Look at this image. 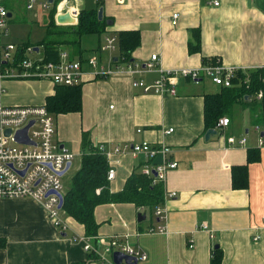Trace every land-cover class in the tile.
I'll return each mask as SVG.
<instances>
[{
	"label": "crops",
	"instance_id": "1",
	"mask_svg": "<svg viewBox=\"0 0 264 264\" xmlns=\"http://www.w3.org/2000/svg\"><path fill=\"white\" fill-rule=\"evenodd\" d=\"M40 1L28 8L26 0H3L8 24L38 21L45 28L51 10L40 13L39 6L44 7ZM84 6H102V17L107 20L104 31L97 33V44L87 37L84 43L91 46H83V36L90 33L82 35L83 57L95 55L113 68L122 69L96 77L83 64L81 109L57 114L51 111L56 139L74 157H81L85 148L84 132L93 145L103 143L111 151L108 165L115 168L114 177L108 179L112 191L120 190L134 169L153 167L162 161L161 152L147 159L142 153L133 154L124 144L147 140L169 145L168 156L177 165L167 169L161 180L164 194L158 204L163 212L160 216L154 213V206L138 207L129 201L96 205L98 236L116 234L122 242L146 254L134 263H115V251L109 255L97 253L93 247L99 241L85 235L83 225L71 216H65L68 226L60 231L37 199L0 197V264H102V256L105 264H218L213 259L216 251L221 254L220 264H264L261 97L234 102L231 113L223 115L229 121L221 126L222 131L217 128L206 139L204 93L216 92L222 85L215 90L208 75L195 80L180 74L172 78L176 87L173 94L144 92L131 84L134 77L151 83L161 70L206 63L218 62L235 71L263 65L264 0H62L60 10L54 11L55 22L57 12L69 10L76 23ZM174 12L178 16L173 23ZM121 30L138 31L139 42L130 52L132 61L142 64L155 52L158 60L154 68L133 74L126 70V60L119 57L122 54L117 34ZM111 34L115 36L114 49H100L105 36ZM36 51L44 54L41 46ZM204 77L211 83H206ZM9 81L13 93L5 96L2 92V100L9 104L45 103L46 95L54 90V83L46 79ZM29 86L34 90L32 95L16 93L20 87L25 91ZM168 126L173 129L165 132ZM229 136L235 141L230 142ZM242 137L244 142L239 141ZM115 145H119L118 151ZM79 165L80 159L75 170ZM65 187L63 184V192ZM138 212L145 216L138 219ZM159 225L164 229L158 231ZM80 236L87 237L90 249L83 247Z\"/></svg>",
	"mask_w": 264,
	"mask_h": 264
},
{
	"label": "built area",
	"instance_id": "2",
	"mask_svg": "<svg viewBox=\"0 0 264 264\" xmlns=\"http://www.w3.org/2000/svg\"><path fill=\"white\" fill-rule=\"evenodd\" d=\"M36 0H26V6L32 7ZM62 0H41V5L48 7L55 2V10L59 11V3ZM99 1V0H96ZM217 3V1H215ZM62 12V11H60ZM76 13V11H75ZM172 22L176 21L177 12L172 14ZM8 30V9L0 0V197H32L42 203L52 223L60 230L65 231L68 223L62 212L60 204L63 184L62 174L66 163L74 157V153L60 144L56 139V123L54 114L49 111L45 103L41 104H7L2 100L5 79H46L54 84H77L83 80L85 64L94 76L105 77L122 69L112 66L99 60L98 56L91 55L85 60L73 58L67 50H61L56 59L46 58L39 51L34 52L33 44H23L16 41H6L4 37ZM115 36L106 35L100 47L102 50H112L115 47ZM158 60L154 52L150 58L142 64L137 61H126V70L130 73H139L152 69ZM182 75L191 79H199L202 75H208L216 84L222 86L232 85V77L235 75L234 67H226L221 63H206L198 67H182L179 69L161 70L160 76L147 83L143 78H132L131 84L139 86L144 92L153 91L159 94H173L176 87L172 81L175 75ZM257 97L262 96V90L256 92ZM32 121V123H30ZM228 116H221L215 127L219 128L227 124ZM30 123V124H29ZM27 127L28 141H19L15 134L18 130ZM9 128L10 132L6 133ZM172 126L164 129L170 132ZM140 130L139 128L137 129ZM228 140L234 142L235 138L229 136ZM245 137L239 141L244 142ZM259 143L264 144V137L259 138ZM108 159L111 151L103 143L97 144ZM133 154L142 153L150 159L157 152L162 153V161L153 167H143L141 172L152 176V181H161L165 177L167 169L177 165V161L168 156L170 146L161 143L159 145L150 143L147 140L126 143ZM119 150V145L114 146ZM115 168L109 166L107 179H112ZM174 194V192H171ZM163 209L160 204L154 206V213L162 215ZM153 227H151V230ZM164 226L159 225L157 230L161 231ZM99 241L94 250L101 255H109L114 251H120L144 259L146 254L130 244L122 242L118 235L93 236ZM258 237V235H255ZM83 247L90 249L91 245L86 236H80ZM105 257L102 256V264H105Z\"/></svg>",
	"mask_w": 264,
	"mask_h": 264
},
{
	"label": "trees",
	"instance_id": "3",
	"mask_svg": "<svg viewBox=\"0 0 264 264\" xmlns=\"http://www.w3.org/2000/svg\"><path fill=\"white\" fill-rule=\"evenodd\" d=\"M51 15L46 22L44 37L35 43L44 49V55L56 59L59 52L68 50L81 60L84 48L81 37L86 33H101L106 25V18H99L98 7H81L78 20L73 24H57L54 20L55 2L52 3ZM121 58L132 61L130 52L139 42L137 30L118 31ZM23 44H33L29 41ZM197 46L195 47V49ZM73 57V56H72ZM74 58V57H73ZM215 59V58H214ZM212 59V62H214ZM262 90L259 100L264 107V64L246 71L237 70L232 77V85L221 86L216 92L204 93L203 117L205 128L215 126L219 117L236 101H256V92ZM246 96V97H245ZM45 105L54 114L81 109V83L54 84L53 92L46 95ZM256 112V110H255ZM260 114V112H257ZM83 145L80 165L70 177L69 184L64 188L62 212L71 216L84 227L87 236L97 235L98 222L94 216L96 205L103 202H133L138 207L152 208L163 199L164 188L161 181H152V176L134 169L120 190L112 191L107 179L109 167L106 155L97 145H93L86 133H83ZM251 159V155L249 156ZM3 244V243H2ZM213 259L220 264L221 254L216 251Z\"/></svg>",
	"mask_w": 264,
	"mask_h": 264
},
{
	"label": "rangeland",
	"instance_id": "4",
	"mask_svg": "<svg viewBox=\"0 0 264 264\" xmlns=\"http://www.w3.org/2000/svg\"><path fill=\"white\" fill-rule=\"evenodd\" d=\"M37 3L38 2H35L34 4L37 5ZM50 5L51 6L49 8H45V7L39 6L40 13H45V14L50 13V10H51V7H52V3ZM20 6H21V8H23L22 7V4H20ZM12 23L13 22L10 21L9 24H8L9 25V30H10V35L4 37V39L6 41H12V40H17V39H22V40H29L32 43H37L38 41H40L44 37L45 32H46V28H44V26L40 22H38V21L36 23H32V24H29V25L24 24V23H16L14 26H11ZM97 35H98L97 33H95V34L90 33V34L84 35L83 36V39H82L83 46H84V44L87 47H90L91 46V45H88L87 43H84L85 42L84 39H87V37H89L88 40L89 39L90 40H94L95 44H97V42H98V36ZM12 79H16V78H9L7 80L5 79L6 80V82H4L5 83V92L3 91V93H4L5 96L7 94H9V93H13V91H10V87H9L10 86V84H9L10 81L9 80H12ZM203 79L205 80L206 83H211L210 82V78L204 77ZM25 80L33 81L34 79H25ZM210 86H212L215 90H217V89L220 88V85L219 84H215V83L211 84ZM33 91L34 90H33L32 86H29V88L26 89L25 91H24V89L22 87H20L19 88V91L16 90V93H21L22 92V93L27 94V95H32L33 94L32 93ZM7 104H9V103H7ZM231 107H232V105L229 106L225 110L226 114L227 113L228 114L231 113V110H232ZM218 130H220V132H221L222 131V127L220 126L218 128ZM79 159H80L79 156L73 157V159L71 160L70 167L62 175V183L65 186H67L69 184L70 177L74 173L75 168H76V166L79 163Z\"/></svg>",
	"mask_w": 264,
	"mask_h": 264
},
{
	"label": "water",
	"instance_id": "5",
	"mask_svg": "<svg viewBox=\"0 0 264 264\" xmlns=\"http://www.w3.org/2000/svg\"><path fill=\"white\" fill-rule=\"evenodd\" d=\"M49 2H53V0H48ZM97 15L99 18L102 17L103 15V7L102 6H99L98 7V10H97ZM55 19H56V22L59 23V24H65V23H74L75 22V17L71 14V12L69 10H66V11H63V12H57L56 15H55ZM38 46H34V49L37 50ZM114 59H117L116 56H114ZM246 97V96H245ZM30 123H32V121H30ZM29 123V124H30ZM27 127L28 126H25L23 129H20L16 132L15 134V137L17 140L19 141H28L29 138L27 136ZM10 132V129L7 128L6 129V133H9ZM217 132V128L216 127H208L205 131V138L208 139L210 137V135L212 133H216ZM70 166V161H68L66 163V166L64 167L63 170L60 171V174H63L66 169ZM59 195L61 196V200H60V204L59 205H62V194L59 193ZM138 219L145 216L144 213L142 212H138ZM113 260L115 263H120L122 262L123 260L126 262V263H134L137 261V257L134 256V255H131V254H128V253H123V252H120V251H115L113 253Z\"/></svg>",
	"mask_w": 264,
	"mask_h": 264
}]
</instances>
